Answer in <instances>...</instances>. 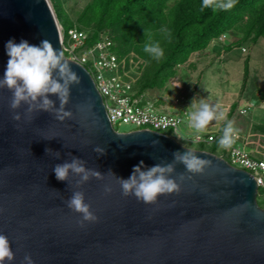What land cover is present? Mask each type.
<instances>
[{"label":"water","instance_id":"obj_1","mask_svg":"<svg viewBox=\"0 0 264 264\" xmlns=\"http://www.w3.org/2000/svg\"><path fill=\"white\" fill-rule=\"evenodd\" d=\"M61 31L48 0H0V78L10 39L36 45L48 39L63 51ZM68 61L81 80L70 87L65 106L71 119L60 122L45 111L26 116L22 105L15 110L21 120L15 121L12 94L0 89V234L11 243L10 264H21L26 254L33 264H264V209L254 178L167 134L115 131L87 69ZM49 98L59 107L56 96ZM97 146L105 148L104 155L93 150ZM186 150L209 165L190 174L177 163L173 177L191 179L155 204L123 196L108 174L127 179L141 161L147 167L166 164L174 152ZM71 157L84 160L103 179L91 178L79 188V177L71 174L68 181L57 180L54 166ZM73 191L84 193L96 222L80 226V214L66 205Z\"/></svg>","mask_w":264,"mask_h":264},{"label":"trees","instance_id":"obj_2","mask_svg":"<svg viewBox=\"0 0 264 264\" xmlns=\"http://www.w3.org/2000/svg\"><path fill=\"white\" fill-rule=\"evenodd\" d=\"M53 3L65 42V34L72 28L87 33L86 47L93 46L102 36L111 41L121 65L120 74L134 79L135 96L162 88L175 78L179 65L186 64L193 54L221 35L232 37L225 52L245 49L244 85L250 69V52L244 46L262 43L264 50V0H236L227 10L204 8L202 0H92L75 22L68 20L59 1ZM156 43L164 50L160 60L144 51L146 44ZM125 79L129 80L126 76ZM263 93L260 100H264ZM203 145L199 150H204ZM217 148L214 143L208 152L216 154Z\"/></svg>","mask_w":264,"mask_h":264},{"label":"clouds","instance_id":"obj_3","mask_svg":"<svg viewBox=\"0 0 264 264\" xmlns=\"http://www.w3.org/2000/svg\"><path fill=\"white\" fill-rule=\"evenodd\" d=\"M235 2L236 0H202V7L227 10L233 7ZM217 39L215 40L217 41ZM227 39H229L228 36H226ZM226 40L221 44L227 46ZM5 49L8 60L3 77L0 78V89L6 88L12 94L9 102V107L14 112L12 119L21 120L20 113L15 110L22 105L27 106L26 116H30L34 112L45 111L60 122L71 119L73 113L65 110V106L69 103L70 87L79 85L81 80L71 68L64 52L60 49L57 50L48 39L41 40L38 45L30 44L23 39L19 43L10 39L6 43ZM144 51L157 60L164 56V50L158 43L146 44ZM240 51L244 54L245 49L241 48ZM242 59H244L243 56ZM50 95L58 98L59 107L55 106V101L49 98ZM224 120H227L226 111L221 110L218 105L209 104L204 100L199 102V107L196 110L188 113L190 127L198 132H203L213 121ZM237 134L233 123L228 121L222 129L219 146L225 149L230 148L235 142ZM158 143V140L152 142L153 146ZM93 150L99 155L105 154V148L97 146ZM172 155V162L155 164L151 167L145 166L141 161L133 167L132 173L127 179L115 176L111 170L108 174L116 178L123 196L132 195L145 204H155L159 196L179 193L180 184L185 179H191V176L186 177L185 174L173 177L177 163L182 164L186 172L190 174L203 173L209 165L208 160L199 157L193 151H176ZM57 157H59V152H57ZM85 164L84 160L71 157L70 161L65 160L62 164H56L53 171L59 181H68L70 174L79 177L75 183L76 188L91 178L103 179L101 172L87 168ZM105 192H111V188L106 186ZM66 205L71 211L80 214L81 220L78 223L81 227L85 222L94 223L98 219L91 210L90 204L85 202L82 191H73L71 197L66 201ZM14 258L8 237L0 234V264H6V262L10 264ZM21 264H33L31 256L26 254Z\"/></svg>","mask_w":264,"mask_h":264},{"label":"rangeland","instance_id":"obj_4","mask_svg":"<svg viewBox=\"0 0 264 264\" xmlns=\"http://www.w3.org/2000/svg\"><path fill=\"white\" fill-rule=\"evenodd\" d=\"M53 1L54 0H48L51 7ZM56 1H59L61 4L68 20L75 22L83 9L92 0ZM57 21L58 25L62 26V23L58 19ZM228 38L226 42L230 43L232 37L228 35ZM223 47H225V44L222 45L216 40L211 41L204 50L196 53L194 59L195 67L190 66L189 68V61L186 64L179 65L176 68L177 75L174 79L167 82L162 88L145 91L144 97L150 103L152 102L158 111L161 110L164 113H176L175 109H172L174 107L178 109L181 114L184 110L186 115L183 116V122L179 125L177 132L171 134V137L186 148L199 150L201 146L192 141V131L194 129L190 127L188 113L194 111V107H199V101L192 96L190 89H192L193 81L198 80L200 77V85H202V89L198 90L200 99L204 98L206 95L209 96L211 92H217V94L213 93L214 95L212 94L210 98L216 100V102L220 100L217 102L219 103V107L221 105L225 106L220 107V109L226 111L227 114L231 113V122L240 136L243 137V141L246 142L244 144L246 150L253 152L256 157H264V100H260L262 96L261 92L264 91L263 44L259 43L256 44V46H252L248 43L244 46L247 49V53L248 51L250 52V60L248 62L250 69L245 79V85L243 81V64L237 63L236 60L239 56L241 57L240 49L234 48L229 51H234L238 56L235 54L231 55L229 64L225 65L226 61H223L221 64L217 58H214L215 55L218 54L217 50ZM243 57H245V55H243ZM186 72H189L191 77L190 80L193 81L187 86L190 89L184 87L182 90L180 87H183L184 81L188 80V78L183 76ZM173 82L179 86L178 89H175L176 87ZM178 96L182 99L176 103L174 99ZM192 99H194L195 105L194 103L191 104ZM234 104H237L239 107H236L237 109L232 112L231 106ZM191 107L193 108L191 109ZM243 107H249V111L247 114L240 115L239 110ZM114 129L118 132H129L132 130V127L120 125L114 127ZM242 143L243 142L240 140L239 145L243 146ZM211 147L212 145L210 144L203 145L204 151L210 150ZM223 153L224 149L218 147L216 155L222 156ZM257 202L264 208V200L261 199V197L257 198Z\"/></svg>","mask_w":264,"mask_h":264},{"label":"built area","instance_id":"obj_5","mask_svg":"<svg viewBox=\"0 0 264 264\" xmlns=\"http://www.w3.org/2000/svg\"><path fill=\"white\" fill-rule=\"evenodd\" d=\"M65 35L66 42L62 30L61 41L65 58L87 69L102 97L113 129L116 126L127 125L132 127L130 131L146 129L163 134L170 132L167 134L170 137L172 133L177 132L184 115L176 116L158 111L143 95L135 96L132 90L134 79L128 74H120V62L107 37L102 36L93 46L86 47L88 37L86 32L72 28ZM225 40V35L217 39L220 43H224ZM125 76L129 80L125 79ZM248 111L249 107H245L239 110V114H247ZM221 136L222 131L205 135L196 134L192 141L199 145L216 143L220 147L218 142ZM240 140L243 146L239 145ZM245 143L238 133L232 146L223 148L224 153L219 157L225 159L232 167L248 172L257 183V198L261 197L264 200V157H256L253 152L247 151Z\"/></svg>","mask_w":264,"mask_h":264},{"label":"crops","instance_id":"obj_6","mask_svg":"<svg viewBox=\"0 0 264 264\" xmlns=\"http://www.w3.org/2000/svg\"><path fill=\"white\" fill-rule=\"evenodd\" d=\"M225 50H226V47H223V48H220L219 50H217L218 52V54H216L215 55V57L214 58H217L218 59V61L222 64L223 63V61H226V63H225V65L227 64H229V61H230V56L231 55H233V54H235V55H237L234 51H232V52H225ZM240 53H241V57L239 56V58H236V60H237V63H239V64H243V59H242V52L240 51ZM234 55V56H235ZM238 56V55H237ZM195 57H196V53L195 54H193L192 56H191V58H190V60H189V68H190V66H192V67H195V65H194V59H195ZM236 57V56H235ZM185 78H188V80L187 81H184V84H183V87L181 86L180 87V89H184V87H186L187 89H190L189 87H187L188 86V84H190L191 83V81H193V80H190L191 79V77H190V75H189V72L187 73H185L184 75H183ZM210 80H212V79H210ZM174 83V82H173ZM201 83H200V77H199V79L198 80H194L193 81V83H192V89H190V92H191V94H192V96L194 97V98H196L199 102L201 101V100H204L205 102H207V103H209V104H213V105H218L219 106V103H217V102H219L218 100H217V102H216V100H214V99H212V98H210V96H212V94L213 93H215V94H217V92H211L210 94H209V96H205L204 98H202V99H200V97H199V92H198V90H201L202 89V85H200ZM174 86L176 87L175 89H178L179 88V86L178 85H176L175 83H174ZM204 88V87H203ZM214 95V94H213ZM192 97V98H193ZM182 98L180 97L179 98V96L178 97H176L174 100H178V102L181 100ZM177 102V103H178ZM192 103H194V99H192V101H191V104ZM151 104H153L152 102H151ZM176 104V103H175ZM154 105V104H153ZM194 105H195V103H194ZM234 105H236V107L238 108L239 106L237 105V104H234ZM234 105H232L231 107L233 108V106ZM155 106V105H154ZM220 107H225V106H220ZM219 107V108H220ZM235 107V110L237 109ZM193 107H191V109H192ZM196 108L197 107H194V110H196ZM231 108V109H232ZM243 108H245V107H243ZM242 108V109H243ZM173 110L175 109V111H176V113H167V114H170V115H176V116H182V115H186V112L183 110V113L181 114V112L178 110V109H176L175 107L174 108H172ZM159 111H161V110H159ZM179 111V112H178ZM162 112V111H161ZM166 113V112H165ZM226 114H227V112H226ZM231 114V113H230ZM230 114H227V120H224V121H213V122H211L210 124H209V126L203 131V132H198V131H196L195 129L192 131V137H193V135L195 134H203V135H205V134H212V133H218V132H221L222 131V129L224 128V126L226 125V123L228 122V121H231L232 120V117L230 118ZM249 122H251L250 120H248Z\"/></svg>","mask_w":264,"mask_h":264}]
</instances>
